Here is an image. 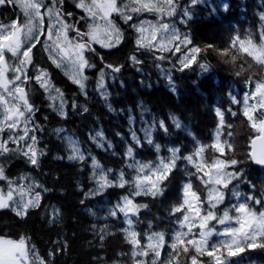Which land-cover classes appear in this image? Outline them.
I'll return each instance as SVG.
<instances>
[{
  "label": "trees",
  "instance_id": "obj_1",
  "mask_svg": "<svg viewBox=\"0 0 264 264\" xmlns=\"http://www.w3.org/2000/svg\"><path fill=\"white\" fill-rule=\"evenodd\" d=\"M180 2L189 9L192 18L187 20L186 24L177 21V27L182 35L190 36L193 44L203 50L198 59L206 64L209 70L203 72L193 65L183 72H172L173 84H170L161 70L156 67L157 64H163L164 69L168 70L170 68L168 62L153 59V54L150 52L138 51L135 45V31L115 15L113 18H116V23L124 30L125 40L119 47L110 50L94 45L97 54H87L91 62L97 65L96 69L85 70V75L88 76L85 82L87 96L83 95L79 86L72 83L59 68L50 63L42 47V39L41 44L33 49L31 55L34 65L46 69L53 85L63 91L68 101L65 109L67 116L61 117L53 111L49 106L51 103L47 99L48 94L34 80L29 82L30 103L39 109L33 119L44 129L42 133H36L39 139L37 147L43 149L46 155L39 158L38 168L28 164L24 157L11 156L12 160L5 171L7 176L8 174L27 175L30 179L43 184L48 191L42 192L41 206L30 209L23 219L9 209L0 210V236L11 239L25 237L28 244L34 245L40 257L48 264H133L132 246L127 242L122 231L126 227L123 215L118 213V218L109 216L113 206L120 202L121 197L129 193L130 186L109 187L100 195H90L94 192L95 181L89 153L96 157L105 172L112 169L108 174L109 179L115 180L120 171L125 173L126 179H131L133 170L127 167L131 160L125 155L128 146L133 147L137 160L155 164L158 162V157L171 155L167 150L169 147H179L181 155L191 154L199 146L196 141H199L200 145L209 146L215 142L219 132L222 143L225 141L229 143V138L239 142V144L231 143L233 150L230 152L225 146L226 155L221 158H235L241 161L237 168L243 169L247 180L256 185L255 195L257 197L261 195L264 190V168L255 166L247 159V152L250 150L249 137L255 136L256 133L247 118L242 115L241 105L232 103V97L236 96L241 100L244 91L252 86L245 84L247 78L251 76L253 80L264 79V69H260L250 57L238 52L237 49H231L226 56L220 52L228 47L229 37L237 30L242 38L245 32L251 30L254 39H258L255 34L259 24L256 15L259 0H212L210 3L196 6H191L189 0H180ZM50 3L51 0H45V4ZM224 5H228L226 11ZM64 10L74 14L73 18H68L70 23H74L84 15L75 7L73 0H65ZM18 14L13 5L0 6V23L16 21L20 16ZM148 16L150 19H155L152 14ZM79 26L82 30H87L85 23L82 22ZM69 35L75 36V33L70 32ZM207 45L214 47L206 48ZM134 53L143 61L142 64L131 62L130 56ZM163 55L170 54L163 53ZM233 55L236 56V60L229 63L228 60ZM101 57L104 63L113 66L123 65L119 73L105 69V85L109 92L107 100L97 91L98 70L104 67ZM171 59L175 63L176 57L173 56ZM35 72L36 68L31 67L28 75L34 76ZM73 101L77 103L76 109H72ZM109 105L112 110H109ZM81 106H86L88 111L83 112ZM217 108L224 112L225 125L222 127L216 115ZM229 108L237 112L235 117L227 111ZM144 109H148V112L145 113ZM142 115L149 122L153 119L156 121L163 119L167 126V132L158 126L155 127L152 132L153 144H148L140 131ZM173 116L180 121V128H176L172 123ZM130 117L135 118L136 131L140 136L142 147L136 146L129 139ZM56 128H64L66 132L57 134L54 131ZM99 130L103 131L106 141L112 143V149L99 148L92 142L90 135H94L95 131ZM117 133L121 135L117 136ZM240 134L245 138L244 144L239 141ZM64 135H71L78 141L86 156L84 161L67 159L68 145L60 138ZM155 144L161 145L160 153L155 151ZM238 146L240 148L237 150ZM204 155L210 161L213 156H219V153L206 147ZM185 165H187L186 161L177 162L176 170L165 182L167 188L163 197L153 199L150 196H140L134 200L149 205L148 209L142 210L139 214L142 222L135 225V229L141 233V244L147 242L144 235L146 232H165L166 245L161 253L162 260L167 259L171 252L167 242H170L173 231L178 229L174 221L183 215V213L169 215L174 205L182 203L183 184L191 179L194 190L201 194L202 199L206 196L201 182L195 176L189 178L186 175ZM187 170L195 171L191 165H187ZM231 187L232 185L224 190L226 199L224 204L215 209L218 214L233 200L230 199ZM36 190L40 191V189ZM239 190L245 194L252 191L247 183L240 184ZM54 209L59 210L58 218ZM201 213L205 214L203 210ZM148 221H152V229L147 228ZM101 229L105 230L102 232ZM193 232L198 233L199 229L194 228ZM217 239L216 236L212 237V240ZM188 247L190 254H194L191 252V246ZM179 251L181 255L173 261V264H188L182 248ZM152 255L149 253L148 257H137V259L151 260ZM201 259L206 264H211V258L203 256ZM231 260L234 264L237 262L264 264V248H246L239 257H232Z\"/></svg>",
  "mask_w": 264,
  "mask_h": 264
},
{
  "label": "snow or ice",
  "instance_id": "obj_2",
  "mask_svg": "<svg viewBox=\"0 0 264 264\" xmlns=\"http://www.w3.org/2000/svg\"><path fill=\"white\" fill-rule=\"evenodd\" d=\"M64 2L65 0H51V3L46 5L45 0H0V6L9 4L18 6L24 17L22 21L0 23V109H2L0 111V157L22 156L30 165L37 168L40 165L39 158L46 155V152L37 147L39 139L36 133H42L44 129L33 119L39 109L30 103L29 82L34 80L48 94L49 101H58V104L49 106L61 117L67 116L65 109L68 104L63 91L59 87H54L49 72L33 63L31 54L33 49L41 44L42 36L44 37L42 47L48 53L49 60L57 68H69L70 72L67 74L85 96H87L85 82L88 80L85 70L97 68L87 54H97L94 45L110 50L119 47L125 40V32L116 23L114 15L137 34L135 45L138 51L150 52L153 54V59L168 62L170 65L168 70L164 69L163 64H157L156 67L161 70L170 84L174 83L172 72H183L192 68L193 65L203 72L209 70L208 66L198 59L203 50L193 44L190 36L182 35L177 27V21L186 24L187 20L192 18L189 9L184 7L180 0H73L75 7L84 14L74 23L69 22L68 18H73L74 14L64 10ZM202 3H206V0H190L191 6ZM223 7L226 11L228 5ZM145 12L152 14L155 19H139L138 22L134 20L133 14L139 17ZM256 15L259 24L255 35L258 39H254L251 30L245 32L243 38L237 30L229 37L228 47L220 52L226 56L231 49H237L238 52L250 57L260 69H264V0H259ZM173 17L175 19H171ZM45 18H47L46 30ZM82 22L86 24V31L79 26ZM70 32L75 33V36H70ZM213 47V45L206 46V48ZM163 53L170 55L165 56ZM173 56L176 57L175 63L171 59ZM130 60L133 64L143 63L135 53L130 56ZM232 60H236L235 55L232 56ZM101 61L104 63L103 57ZM31 67L36 68L34 76L28 75ZM122 67L123 65L113 66L104 63V67L98 70L97 91L105 100L109 96L105 85V69H111L112 73H119ZM8 73L12 75L9 76ZM245 84L254 85V90L245 92L242 100L233 96L232 103L242 106V115L247 118L256 133L255 136L249 137L250 150L247 152V159L264 167V111H261L264 110V79L253 80L249 76ZM250 100L254 103L250 104ZM71 106L72 109H76L77 103L73 101ZM81 107L83 112L88 111L86 106ZM109 110H112L111 105ZM227 111L233 117L237 115V112L231 108ZM144 112H148V109H144ZM216 115L220 119V126H224V112L217 108ZM171 120L176 128L181 127L180 121L175 116L171 117ZM141 123L140 131L148 144H153L152 132L155 127L158 126L164 132L168 131L163 119L159 121L153 119L149 122L142 115ZM6 131L7 136L4 135ZM54 131L57 134L66 132L64 128H56ZM60 138L68 145L67 159L69 161L85 160V153L73 136L64 135ZM90 139L99 148L105 150L113 148L112 143L106 141L102 130L95 131L94 135H90ZM129 139L136 146H143L136 131L134 117L129 118ZM196 143L199 146L187 155H181L179 147H169L167 150L171 155L158 157V162L155 164L137 160L133 147L128 146L125 155L131 163H128L127 167L135 173L131 179H126L123 171L119 172L115 180L109 179L108 174L112 172V169L105 172L96 157L89 153L93 169L92 176L97 184L96 190L90 195H100L109 187L130 186L129 193L121 197L120 202L113 206L109 216L118 218V213L123 215L126 227L122 231L125 233V239L132 246L133 264H173V261L181 255L179 251L181 248L188 264H206L201 259L203 256L211 258V264H234L231 258L239 257L246 248H264V190L257 197L256 185L247 180L243 169L237 168L241 161L235 158H221L226 155L225 146L229 152L233 150V146L226 141L222 143L219 132L215 142L209 146L200 145L199 141ZM206 147L219 153V156H213L209 161L204 155ZM155 151L160 153V144H155ZM181 160L186 161L187 165H191L195 170L188 171L185 165L186 175L189 178L195 176L201 182L206 196L202 199L201 194L194 190L191 179L183 184L182 203L174 205L169 213L170 216H175L177 213H183V215L174 221L178 229L173 231L170 242H167L171 252L167 259L162 260L161 253L166 245L165 232H146L144 235L147 242L141 244V233L135 229V225L142 222L139 214L142 210L148 209L149 205L137 203L134 200L140 196H150L153 199L163 197L167 188L165 182L169 180L177 168V162ZM6 163L8 161L0 162V181H5L7 185L6 191L4 186H0V210L9 209L23 219L30 209L41 206L42 192H47L48 189L27 175L19 177L21 183L17 184L16 180L6 175ZM24 181L29 182L25 184ZM243 183H247L252 191L247 194L241 192L240 184ZM230 185H232L230 194L235 202L226 207L222 215H218L215 209L224 204L226 199L224 190L229 189ZM205 205H207L206 209ZM202 210L205 212L203 215H201ZM54 212L58 218L59 210L54 209ZM233 212L235 215H230ZM212 221H217L221 226H229L217 230L214 225L210 227ZM232 222L238 227L231 226ZM147 228H153L152 221L147 222ZM194 228H198L199 232H193ZM104 230L101 229L102 232ZM213 236L220 239L212 240ZM189 245L194 254H190ZM149 253L153 254L151 260L137 259V257H148ZM0 264H48V262L39 256L34 245L27 243L25 237L14 240L0 236Z\"/></svg>",
  "mask_w": 264,
  "mask_h": 264
},
{
  "label": "rangeland",
  "instance_id": "obj_3",
  "mask_svg": "<svg viewBox=\"0 0 264 264\" xmlns=\"http://www.w3.org/2000/svg\"><path fill=\"white\" fill-rule=\"evenodd\" d=\"M189 2H190V0H189ZM206 2H212V0H206ZM46 5H48V4H46ZM16 9H17V11H18V15H20L19 16V18L16 20V21H22L23 19H24V17H23V13H22V11H21V9L18 7V6H16ZM134 15V19L138 22V20L139 19H150V17L148 16V15H151L150 13H147V12H145V13H143L141 16H139V17H136V15L135 14H133ZM46 19V21H45V30H46V27H47V18H45ZM115 19V21H116V18H114ZM121 20V19H120ZM10 23V22H9ZM5 24H8V23H5ZM136 35V37H137V34H135ZM41 39H42V44H43V41H44V37L42 36L41 37ZM47 54V56H48V53H46ZM54 56H55V54H53ZM57 59H59L58 57H57ZM230 59H232V56H230V58H229V63H233L234 61L233 60H231L230 61ZM51 61V60H50ZM50 63H52V62H50ZM53 64V63H52ZM54 65V64H53ZM67 77H68V79L73 83V81H72V79L70 78V76L67 74L68 72H70V69L69 68H66V67H61V68H59ZM8 75L9 76H11L12 74L11 73H8ZM98 78H99V76H97ZM75 84V83H74ZM76 86H78L77 84H75ZM55 87V86H54ZM250 90H254V85H252L247 91H250ZM247 91H244V93L245 92H247ZM244 93H243V95H244ZM243 95H242V97H241V100H242V98H243ZM50 103L51 104H58V101L57 102H52V101H50ZM249 103L251 104V103H254V101H249ZM242 107V106H241ZM0 111H2V109H0ZM261 111H264V110H261ZM257 115H258V113H257ZM4 135H5V133H4ZM5 136H7V134L5 135ZM238 138H239V141H241L243 144H244V137H243V135H238ZM228 141H229V143H234V144H239V142L236 140V139H234V138H229L228 139ZM240 147L238 146V148H237V150L239 149ZM8 156H11V155H8ZM223 159V158H222ZM142 162V161H141ZM229 170H231V169H229ZM97 171H99V170H97ZM135 175V173L134 172H132L131 173V176L133 177ZM205 179H207V177H205ZM95 181V180H94ZM18 182L19 183H21V181L20 180H18ZM23 183H25V181L23 182ZM95 183V189H94V191L96 190V188H97V184H96V182H94ZM230 199H233L232 200V202H230V203H228L223 209H225L226 207H228L230 204H232V203H234L235 202V200H234V198L232 197V196H230ZM206 208H207V206H206ZM205 208V209H206ZM223 209L221 210V213L220 214H218V215H222V211H223ZM187 211V210H186ZM201 215H203V213H201ZM230 215H235V213L233 212V213H230ZM215 226L216 227V229L217 230H222L224 227H227V226H229V225H223V226H221V225H219L218 224V222L217 221H212V222H210V227L211 226ZM231 226H233V227H238V225L237 224H235L234 222H232V224H231ZM178 228V227H177ZM218 239H220V238H218ZM40 256V255H39Z\"/></svg>",
  "mask_w": 264,
  "mask_h": 264
},
{
  "label": "flooded vegetation",
  "instance_id": "obj_4",
  "mask_svg": "<svg viewBox=\"0 0 264 264\" xmlns=\"http://www.w3.org/2000/svg\"><path fill=\"white\" fill-rule=\"evenodd\" d=\"M7 134V131L5 132V135ZM10 146V145H9ZM11 147H14V145H11ZM22 157V156H21ZM26 159V158H24ZM12 160V157L11 156H5V157H0V162H3V161H8V163L5 164V169H7L8 165H9V162ZM27 161V159H26ZM28 162V161H27ZM28 164H30L28 162ZM8 177L13 179V180H16L17 184H19L18 180H19V177H21V175L17 176L16 174L15 175H12V174H8ZM26 184V182H25ZM0 186H4V189L5 191L7 190V185H6V182L5 181H0ZM20 238L18 239H14V240H19ZM28 243V242H27Z\"/></svg>",
  "mask_w": 264,
  "mask_h": 264
},
{
  "label": "water",
  "instance_id": "obj_5",
  "mask_svg": "<svg viewBox=\"0 0 264 264\" xmlns=\"http://www.w3.org/2000/svg\"><path fill=\"white\" fill-rule=\"evenodd\" d=\"M254 164V163H253ZM256 166H259V167H262V166H260V165H257V164H255Z\"/></svg>",
  "mask_w": 264,
  "mask_h": 264
}]
</instances>
